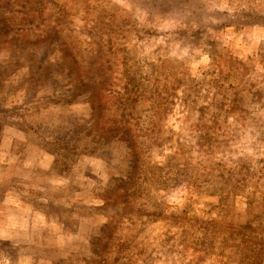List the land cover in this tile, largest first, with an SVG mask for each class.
<instances>
[{"label":"rangeland","instance_id":"1","mask_svg":"<svg viewBox=\"0 0 264 264\" xmlns=\"http://www.w3.org/2000/svg\"><path fill=\"white\" fill-rule=\"evenodd\" d=\"M166 7L0 0V264H264V25Z\"/></svg>","mask_w":264,"mask_h":264},{"label":"trees","instance_id":"2","mask_svg":"<svg viewBox=\"0 0 264 264\" xmlns=\"http://www.w3.org/2000/svg\"><path fill=\"white\" fill-rule=\"evenodd\" d=\"M126 1L132 2L136 5H138V7L140 6V8H142V9L146 10L147 12L154 14L158 17H165L164 14H162V13H164V11L171 10V9H168L167 7L165 8V6L167 4L173 5V9H177V10H173L177 13L176 14L177 17L180 14V16L183 20L193 21V22H196L199 24L201 23L213 31L222 30L223 28L228 27L230 25H233L234 23H238L240 21L241 22L244 21L245 23H252V24H259L260 23V24L264 25V13H262V12H254V11L250 12L249 11V12L245 13L244 11H236V12L227 13L225 10L215 9L213 7V1H210V0H126ZM39 69L41 70V68L38 67V70L36 72H38ZM208 109H216V110L222 109L224 114H226V112L229 111L228 109H226L224 107L220 108V106L216 107V108L212 107V108H208ZM220 112H221V110H220ZM240 114H241V112H240ZM234 115H235V117H238L239 113L238 112H237V114L234 113ZM207 116H210V113H208ZM201 117H202V115H201ZM196 121H197V123L195 125L198 124L196 126L198 129H199V126L201 124L206 125L205 122L201 123L200 119H198ZM206 122H210V120H207ZM118 134L119 133L111 134V136H117ZM111 136L108 135V137H111ZM130 144L132 145L133 143L130 142ZM141 144H142V141L140 140V137H138L136 139V143L134 144V146L135 147L138 146V148H141V146H142ZM101 153H104V155L106 154V152L103 150H101ZM108 158L110 160H112L111 163L113 165L112 166L113 169H118L121 167H124L125 169H127V168L130 169V163L126 161V158L128 159V155H126V148L120 147V149L118 148V149L114 150L111 155H109V154L105 155L104 159L106 161H108ZM128 173L129 172L127 171L125 179H128V180L132 179V175H129ZM89 176L93 178V173L89 174ZM87 188L88 189L85 190L86 186H84L82 188V193L84 191H87L86 192L87 195H90L89 201L92 202V204L95 206L94 201L96 199H100L101 196H99V194L96 192L97 190H96L93 183L89 182V186H87ZM97 204L100 205V207L102 206L101 208L100 207H98V208L103 210L106 208L105 204H107V202H100ZM114 211L120 212L122 210L121 209L117 210V208H115ZM55 224L49 223V226H51V225L55 226ZM62 224H63V228L73 229V227H71L70 225L66 227V224L64 223L63 220H62Z\"/></svg>","mask_w":264,"mask_h":264}]
</instances>
